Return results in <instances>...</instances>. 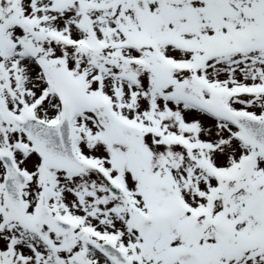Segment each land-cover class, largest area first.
Instances as JSON below:
<instances>
[{"label":"snow or ice","instance_id":"snow-or-ice-1","mask_svg":"<svg viewBox=\"0 0 264 264\" xmlns=\"http://www.w3.org/2000/svg\"><path fill=\"white\" fill-rule=\"evenodd\" d=\"M0 264H264V0H0Z\"/></svg>","mask_w":264,"mask_h":264}]
</instances>
